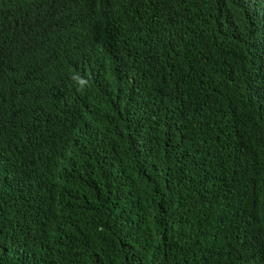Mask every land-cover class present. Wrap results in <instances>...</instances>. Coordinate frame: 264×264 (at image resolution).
Instances as JSON below:
<instances>
[{
  "label": "trees",
  "instance_id": "1",
  "mask_svg": "<svg viewBox=\"0 0 264 264\" xmlns=\"http://www.w3.org/2000/svg\"><path fill=\"white\" fill-rule=\"evenodd\" d=\"M0 264H264V0H0Z\"/></svg>",
  "mask_w": 264,
  "mask_h": 264
},
{
  "label": "clouds",
  "instance_id": "2",
  "mask_svg": "<svg viewBox=\"0 0 264 264\" xmlns=\"http://www.w3.org/2000/svg\"><path fill=\"white\" fill-rule=\"evenodd\" d=\"M73 79L79 86L85 85L87 81L83 77L74 76Z\"/></svg>",
  "mask_w": 264,
  "mask_h": 264
}]
</instances>
